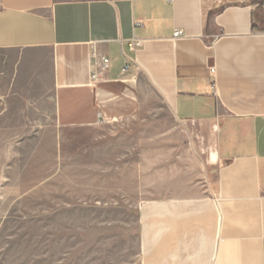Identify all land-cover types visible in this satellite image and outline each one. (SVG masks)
<instances>
[{"label":"crops","instance_id":"obj_1","mask_svg":"<svg viewBox=\"0 0 264 264\" xmlns=\"http://www.w3.org/2000/svg\"><path fill=\"white\" fill-rule=\"evenodd\" d=\"M143 87L176 126L146 139L138 264H264V0H0V152L132 124Z\"/></svg>","mask_w":264,"mask_h":264},{"label":"rangeland","instance_id":"obj_2","mask_svg":"<svg viewBox=\"0 0 264 264\" xmlns=\"http://www.w3.org/2000/svg\"><path fill=\"white\" fill-rule=\"evenodd\" d=\"M136 95L132 124L40 131L39 155L0 152L9 180L0 183V264L139 263L146 139L157 142L176 125L149 87ZM150 174L148 190H159L155 169L152 185ZM132 194L137 199H121Z\"/></svg>","mask_w":264,"mask_h":264},{"label":"built area","instance_id":"obj_3","mask_svg":"<svg viewBox=\"0 0 264 264\" xmlns=\"http://www.w3.org/2000/svg\"><path fill=\"white\" fill-rule=\"evenodd\" d=\"M144 26L143 21H138L137 23H134L135 28H142ZM185 37L184 33L180 30H176L173 32L171 40L175 41L178 39H183ZM142 47V42L136 39H133L127 43V48L129 51H136ZM93 56H95V53L93 52ZM109 66V60L106 57H103L100 60L99 66L94 69V71L91 74V83L93 84H100L104 83L106 81V72ZM129 71V65L125 63L122 73L125 74ZM210 75H213L215 73V70L213 67L209 68ZM97 124L98 125H108L111 123H117L118 119L115 118H108L104 116L102 113L97 114Z\"/></svg>","mask_w":264,"mask_h":264}]
</instances>
